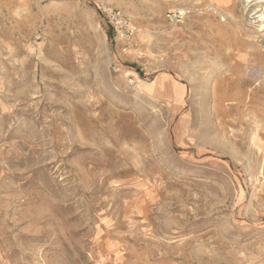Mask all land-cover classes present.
Segmentation results:
<instances>
[{
  "label": "rangeland",
  "instance_id": "rangeland-1",
  "mask_svg": "<svg viewBox=\"0 0 264 264\" xmlns=\"http://www.w3.org/2000/svg\"><path fill=\"white\" fill-rule=\"evenodd\" d=\"M239 5L0 0V264H264V24Z\"/></svg>",
  "mask_w": 264,
  "mask_h": 264
},
{
  "label": "built area",
  "instance_id": "built-area-1",
  "mask_svg": "<svg viewBox=\"0 0 264 264\" xmlns=\"http://www.w3.org/2000/svg\"><path fill=\"white\" fill-rule=\"evenodd\" d=\"M206 9H200L197 7H176L164 14V20L172 26H178L181 25L191 15L202 14ZM105 18L110 29L118 37L128 41L133 36L134 28L116 14L109 12L106 14ZM134 83V80H130V84Z\"/></svg>",
  "mask_w": 264,
  "mask_h": 264
},
{
  "label": "bare ground",
  "instance_id": "bare-ground-1",
  "mask_svg": "<svg viewBox=\"0 0 264 264\" xmlns=\"http://www.w3.org/2000/svg\"><path fill=\"white\" fill-rule=\"evenodd\" d=\"M251 1L254 3L249 4ZM239 3L245 23L254 27H259L261 23L264 24V0H239Z\"/></svg>",
  "mask_w": 264,
  "mask_h": 264
}]
</instances>
